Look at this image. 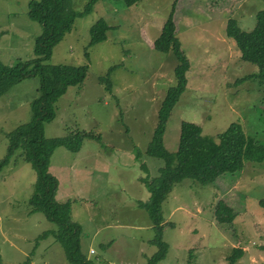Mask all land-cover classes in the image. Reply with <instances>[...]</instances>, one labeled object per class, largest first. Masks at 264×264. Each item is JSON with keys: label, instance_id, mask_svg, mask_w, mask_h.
Listing matches in <instances>:
<instances>
[{"label": "rangeland", "instance_id": "obj_1", "mask_svg": "<svg viewBox=\"0 0 264 264\" xmlns=\"http://www.w3.org/2000/svg\"><path fill=\"white\" fill-rule=\"evenodd\" d=\"M86 0H72L80 10ZM172 0H140L130 6L98 0L89 14L75 18L52 47V64H87L80 85L68 86L54 103L55 116L44 123L45 137L92 131L80 148L56 146L47 171L57 179L55 197L70 202L80 229V249L97 264H147L156 250L155 229L138 206L149 192L141 178L158 175L161 158L146 153L167 88L175 83L176 59L153 48ZM28 0H0V61L12 65L33 57L40 25L29 19ZM262 0H176L174 22L189 60L186 88L173 106L163 144L174 151L181 120L195 122L213 136L237 121L244 132L264 141V105L255 81L242 79L257 66L240 58L225 35L229 17L250 30ZM102 17L106 38L89 45V27ZM85 51L88 57H85ZM111 89L99 81L110 66ZM242 79V80H241ZM39 79L26 76L0 95V158L6 133L30 119L29 101ZM236 173L214 182L193 179L173 183L162 202V239L168 244L157 264H227L233 247L243 255L234 264H264V161L246 162ZM235 178V179H234ZM35 171L14 152L0 168V264H69L49 230L55 224L29 197ZM172 222L173 226L169 223Z\"/></svg>", "mask_w": 264, "mask_h": 264}, {"label": "trees", "instance_id": "obj_2", "mask_svg": "<svg viewBox=\"0 0 264 264\" xmlns=\"http://www.w3.org/2000/svg\"><path fill=\"white\" fill-rule=\"evenodd\" d=\"M98 0H86L82 9L72 6V0H28L26 14L29 19L40 25V32L34 38L33 57L16 60L12 65L0 61V95L14 83L26 76L36 75L39 79L37 95L29 101L30 119L18 124L6 133V152L0 158V168L7 164L14 152L20 150L22 158L31 163L35 171L33 191L29 197L31 212H41L45 218L55 224L49 230L61 245L69 264H97L88 259L79 244L80 229L72 220L70 202L60 201L55 197L57 179L47 171L49 156L58 145H64L71 151H77L83 137L95 138L99 135L92 131L77 132L68 136L45 137L44 123L55 116L54 103L65 93L68 86L80 85L86 75L87 64L69 65L52 64L48 61L52 47L62 35L69 31L78 16L92 11ZM122 2L130 6L140 0H109ZM264 2V0H262ZM176 0H172L166 12L158 34L154 37L153 48L164 53H172L176 59L174 67L175 83L169 86L157 110V121L151 138L146 146V153L163 160L157 176L141 178L149 192L147 200L139 201L155 229L154 237L149 240L157 250L147 259V264H157L167 252L168 244L162 239L164 218L162 202L173 183L189 178L201 184L214 182L223 173H236L243 169L246 162L264 161V141L246 134L237 121L230 122L223 130L213 136L202 133L201 126L195 122L181 120L177 147L169 151L163 144V133L170 112L180 94L186 88L185 73L189 60L181 48L176 34L174 12ZM109 24L102 17L96 19L89 27V45L106 38ZM225 35L235 42L240 58L257 66V72L242 79L255 81L264 105V6L255 12V24L252 29H242L236 18L229 17L225 25ZM85 57L88 53L85 51ZM110 66L98 79L111 89ZM241 79V80H242ZM235 179V178H234ZM264 205V201H263ZM173 226V223H169ZM243 255L241 247H233L227 256V264H234ZM189 251L187 264L191 262Z\"/></svg>", "mask_w": 264, "mask_h": 264}]
</instances>
